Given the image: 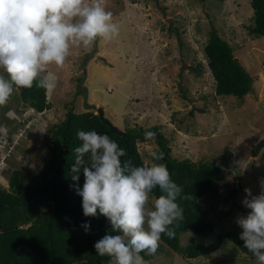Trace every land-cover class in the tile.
<instances>
[{
    "label": "rangeland",
    "instance_id": "rangeland-1",
    "mask_svg": "<svg viewBox=\"0 0 264 264\" xmlns=\"http://www.w3.org/2000/svg\"><path fill=\"white\" fill-rule=\"evenodd\" d=\"M251 1L104 0L119 35L111 40L98 38L88 49L73 46L63 66L47 67L58 80L54 92L47 94L51 109L35 112L19 100L18 88L0 106V187L9 188L10 175L17 169L27 181L35 177L46 158V131L64 120L68 108L95 114L102 108L122 131L136 125L145 130L159 126L179 160L218 165L229 161L220 196L201 201L215 233L206 238L183 234L182 246L191 239L212 243L216 234L227 231L240 235L237 216L250 211L242 205L244 190L258 195L264 182V148L257 157L252 154L264 139V38L250 35ZM213 30L233 47L235 57L254 79L252 93L242 100L216 95L204 53ZM153 133L138 144L144 161L159 150L157 132ZM231 191L237 193L234 200L225 202ZM150 264L256 261L225 240L208 256L189 259L167 250Z\"/></svg>",
    "mask_w": 264,
    "mask_h": 264
},
{
    "label": "clouds",
    "instance_id": "clouds-1",
    "mask_svg": "<svg viewBox=\"0 0 264 264\" xmlns=\"http://www.w3.org/2000/svg\"><path fill=\"white\" fill-rule=\"evenodd\" d=\"M119 31L104 0H0V106L17 88L34 83L53 93L58 80L46 71L49 65L61 67L73 46L88 49L98 38L111 40ZM154 135L145 133L146 138ZM76 136L81 145L74 149L70 171L83 215L105 217L114 233L95 242V253L109 258V264H150L141 253L155 255L162 235L174 238V225L184 220L176 201L191 197L182 195L183 187L158 162L163 153H153L151 160L134 166L131 160L122 161L125 149L108 135L78 130ZM244 191L242 205L250 211L237 216L239 239L256 264H264V182L258 195ZM81 227L86 234L90 230L88 223Z\"/></svg>",
    "mask_w": 264,
    "mask_h": 264
},
{
    "label": "trees",
    "instance_id": "trees-1",
    "mask_svg": "<svg viewBox=\"0 0 264 264\" xmlns=\"http://www.w3.org/2000/svg\"><path fill=\"white\" fill-rule=\"evenodd\" d=\"M251 7L253 25L249 27L250 35L264 38V0H252ZM204 53L216 82L217 96L242 100L252 93L253 77L235 57L233 47L216 30L209 33ZM79 80L83 81V78ZM18 91L19 100L35 112L44 113L51 109L47 93L35 83L31 88H18ZM78 130H95L108 135L125 149L127 154L121 158L122 161L131 160L134 166L145 162L138 148L140 142L147 140L145 133H159L156 135L159 144L156 153H163L164 159L158 162L164 163L171 179L183 187L182 195L191 198L177 199L184 210V220L174 225V238L161 236L155 255L141 253L145 260L151 261L167 250L197 259L217 252L225 240L233 242L242 253L252 256L234 231L216 234L212 243L191 239L186 246L181 245L183 234L206 238L215 233L214 224L201 201L220 196L223 172L230 166L228 160L220 165L179 160L173 155L170 141L161 133L159 126L145 130L136 125L125 129L124 136H119L103 123L98 114L91 111L76 113L73 108H68L64 120L46 131V158L35 177L27 181L23 171L17 169L10 175L9 188L0 187V264H109V258L95 253L94 244L111 233L110 224L99 214L96 217L83 215L82 199L76 194L77 185L71 178L70 169L76 155L74 149L81 145L76 136ZM263 148L264 139L253 149V156L257 157ZM83 182L81 172L79 187L82 188ZM236 194V191H231L225 202L233 201ZM154 195H160L158 189ZM84 223L90 224L87 234L81 227Z\"/></svg>",
    "mask_w": 264,
    "mask_h": 264
},
{
    "label": "water",
    "instance_id": "water-1",
    "mask_svg": "<svg viewBox=\"0 0 264 264\" xmlns=\"http://www.w3.org/2000/svg\"><path fill=\"white\" fill-rule=\"evenodd\" d=\"M242 67V66H241ZM252 88V86H251ZM97 114L99 115L100 119L103 121V123L105 125H107L112 132H114L115 134L119 135V136H124L125 133L124 131L120 130L119 128H117L106 116H105V112L102 108H99L97 111ZM156 135L158 136L159 134L156 133ZM64 159L62 160V163H64ZM59 169L56 171V173H58ZM230 171L234 172L233 167L230 168Z\"/></svg>",
    "mask_w": 264,
    "mask_h": 264
}]
</instances>
